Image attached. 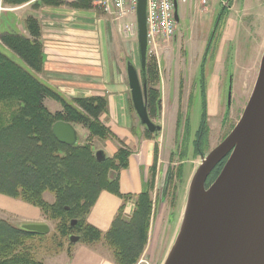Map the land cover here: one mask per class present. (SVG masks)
<instances>
[{"label": "trees", "instance_id": "1", "mask_svg": "<svg viewBox=\"0 0 264 264\" xmlns=\"http://www.w3.org/2000/svg\"><path fill=\"white\" fill-rule=\"evenodd\" d=\"M28 1L1 0L11 6ZM41 6L97 10L94 0H33L32 8ZM0 17V193L38 207L46 219L55 223L59 236L78 235L79 242L86 246L105 248L114 264H135L148 238L155 165L146 188L134 196L130 218H124L120 208L107 231L90 225L86 217L101 191L128 198L119 191L118 173L127 167L131 151L100 121V114L106 110L104 98L67 99L37 76L44 61L39 21L26 16L25 33H21L11 14L1 13ZM218 18L220 27L224 18ZM145 78L146 108L153 118L160 113L161 100L155 86L159 82L158 64L149 56ZM201 87L204 98L203 84ZM46 99L58 102L60 109L49 111ZM56 121L80 125L87 132L85 142L73 146L58 142L51 131ZM144 134L153 133L144 128ZM94 139L116 141L114 155L97 160L91 147ZM198 148L195 141L194 149ZM166 179H172L170 170ZM72 219L76 220L73 226ZM40 235L0 219V264H43L29 244Z\"/></svg>", "mask_w": 264, "mask_h": 264}, {"label": "crops", "instance_id": "2", "mask_svg": "<svg viewBox=\"0 0 264 264\" xmlns=\"http://www.w3.org/2000/svg\"><path fill=\"white\" fill-rule=\"evenodd\" d=\"M212 1L220 5V0H204L205 3L203 0H188V8L192 9L193 18L197 16V12L203 13L206 17L208 14L213 16L210 24L200 28L197 27V21L192 18L188 28L192 32H197L196 40L202 45L201 47L209 50L213 48L215 53L213 59L221 61L223 56L227 55L230 43L237 36V23L234 18L227 15L220 27L218 22L214 27L215 21H219L220 7L211 11L209 6ZM32 4L33 0H30L20 5L10 6L2 14H11L15 20L16 30L21 33H25L24 18L26 16L31 15L39 21L44 61L42 70L37 76L67 99L104 98L106 110L100 114V121L131 151L127 167L118 173L119 191L123 195H129L128 198L123 200L103 190L96 197L86 217L90 225L105 232L110 228L120 208L124 218L131 217L134 210V196L148 185L152 166L155 165L154 179L159 167L157 135L144 134V129L131 107L126 64L129 59L134 64L133 48L125 44L122 47L121 41L118 40L120 33L117 22L103 16L95 9H76L69 6L32 8ZM184 5L177 6V13L179 7L182 20L187 18V12L182 10ZM180 19L178 16L177 22ZM196 28L199 30L197 31ZM174 38L177 42L183 41V35L178 31ZM130 52L131 57L128 56ZM166 62L158 63L161 100L159 116L163 117L165 112L171 113L172 109H176L173 123L177 128L179 115H181L177 101L180 93L178 90L176 95L169 97L167 84L170 73L175 71L174 67L179 71L181 65L169 59ZM202 83L205 85L204 98L206 102H210L212 84L207 87L205 80ZM47 100L44 101L46 107ZM169 100L172 102L170 105ZM51 107L56 111L60 109V104L53 100ZM73 126L78 138L80 132H86L80 125L73 124ZM93 143L94 149L101 150L107 157H112L117 150V142L111 139H95ZM0 215L1 220L18 228L25 223H46L38 207L1 193ZM153 219L152 212L148 241L153 230ZM40 259L43 264H114L105 248L100 246L93 248L79 241L65 251L41 256Z\"/></svg>", "mask_w": 264, "mask_h": 264}, {"label": "rangeland", "instance_id": "3", "mask_svg": "<svg viewBox=\"0 0 264 264\" xmlns=\"http://www.w3.org/2000/svg\"><path fill=\"white\" fill-rule=\"evenodd\" d=\"M233 1L235 2V0ZM187 2L188 0L183 3L185 5L182 7V10L187 12V18L185 20L180 19L179 7L177 13L180 20L177 22L176 31L183 35V41L177 42L174 36L168 41L159 43L154 49H150L151 46L148 47L147 56L154 58L157 64L161 61L167 63L166 61L169 59L181 65L179 71L174 67L175 71L170 73L167 84L169 97L176 95L179 90L180 95L177 97V101L181 115H179L177 128L173 123L176 109H172L171 113L165 112L163 117L158 115L152 118L154 123L161 125V127L163 125L160 131L154 133L159 142L157 149L159 167L150 189L153 203V230L135 264L163 263L180 225L191 177L202 157L218 145L238 121L251 94L264 47V0L246 1L250 6H254L256 3L257 7L255 12L250 9L252 14L243 15L242 19L247 17V21L243 22L237 6L241 4L236 0L235 4L231 3V11L227 15L234 18L237 23V36L230 43L227 55L223 56L221 61L213 59L215 53L212 48L205 58L207 59L206 63L202 65V57L207 48L201 47L202 45L196 40L197 32H192L188 26L191 20L195 19L198 23L197 27H205V25L210 24L213 16L208 14L206 17L203 13L197 12L198 17L193 18L192 9L188 8ZM0 3L1 7L4 8L1 13L11 6L5 5L1 0ZM220 4H222L221 0ZM218 7L219 4L214 1L209 6L211 11ZM96 11L110 18L99 8ZM130 20H134L133 16ZM122 22L119 21V23ZM251 22H254L256 30L254 32L245 31L246 25ZM258 23L261 25L259 32ZM199 28L196 30L198 31ZM117 29L120 33L118 40L121 41L122 47L125 44L128 47L131 45L133 48V61L139 73L137 40L134 37H126L124 33L119 31V27ZM204 35L206 37V33ZM131 55L130 52L128 56L131 57ZM128 62L133 63L130 59ZM203 80L206 81L207 87L211 84L213 87L210 102H206L201 94V85L203 84V88L205 86L202 83ZM155 86L160 88V82L155 83ZM195 87L197 90L194 91ZM170 101L169 105L172 103ZM51 103L53 100L48 99L47 108L54 112ZM174 104L176 103L174 102ZM86 136L87 132H80L77 143L85 142ZM93 141L91 147L95 152L97 149H94ZM195 141L198 142V150L194 149ZM169 170L172 173V179L168 182L166 177ZM211 179V177L208 178V186L213 182ZM46 197L48 200L51 199L50 195H46ZM45 224L48 225L49 232L37 236L29 242L35 258L38 260L41 256L65 251L75 244H70L71 242L68 241L67 237L59 236L56 233L53 221L46 219Z\"/></svg>", "mask_w": 264, "mask_h": 264}, {"label": "water", "instance_id": "4", "mask_svg": "<svg viewBox=\"0 0 264 264\" xmlns=\"http://www.w3.org/2000/svg\"><path fill=\"white\" fill-rule=\"evenodd\" d=\"M174 7L178 21L175 0ZM145 8L146 0H137L139 73L133 63L127 62L126 74L130 101L140 124L156 133L162 127L152 121L146 108ZM51 131L62 144L77 143V131L71 123L56 121ZM103 156L101 150L95 151L97 160ZM225 156L220 172L205 188L209 173ZM202 191L207 192L205 198ZM75 223L74 219L70 221L71 226ZM21 228L49 232L45 223H25ZM68 240L77 243L79 236L70 234ZM162 264H264V47L251 94L238 121L202 157L191 177L180 225Z\"/></svg>", "mask_w": 264, "mask_h": 264}, {"label": "built area", "instance_id": "5", "mask_svg": "<svg viewBox=\"0 0 264 264\" xmlns=\"http://www.w3.org/2000/svg\"><path fill=\"white\" fill-rule=\"evenodd\" d=\"M204 1V0H203ZM176 5L186 0H175ZM94 5L112 20L117 21L119 31L136 39L137 0H94ZM0 3V13L3 11ZM147 44L154 49L161 42L173 38L176 33L174 0H146ZM133 16V21L130 18ZM119 21H123L119 23Z\"/></svg>", "mask_w": 264, "mask_h": 264}, {"label": "flooded vegetation", "instance_id": "6", "mask_svg": "<svg viewBox=\"0 0 264 264\" xmlns=\"http://www.w3.org/2000/svg\"><path fill=\"white\" fill-rule=\"evenodd\" d=\"M222 1V4H220L219 5V10H220V12H219V14H220V16H223V18L225 19L226 18V15L227 14H229L230 13V8L232 7V5H231V3L232 4H235V2H236V0H235V2L233 1V0H221ZM246 1H248V0H237V2L239 3V4H241V5H237L238 6V9H239V12H241L239 15H240V17H241V21L243 22V21H247L246 20V18L247 17H244L243 19H242V17H243V15H249V14H252V12H250V9H253L254 10V12H255V9H256V7H257V4L255 3L254 4V6H250ZM249 1H251V0H249ZM253 1H255V0H252V2ZM253 12V13H254ZM216 22H217V20H216ZM222 23L224 22V20H222L221 21ZM243 24V23H242ZM246 27H247V29L245 30V31H250V32H254L255 30H256V26L254 27V22H251L250 24L248 23L247 25H246ZM261 27V25L258 23V26H257V29H258V32H259V30L261 29L260 28ZM206 52L204 53V55H203V57H202V65H204L205 63H206V60L207 59H205V58H207V55H208V53H209V49H206L205 50ZM194 91H195V89H194ZM146 92H147V90H146ZM228 106H229V104H228ZM226 158L224 159V160H221L212 170H211V172L209 173V175H208V177H207V179H206V182H205V186H208V178L209 177H211L212 179H211V181H214V178H216V176H217V174L220 172V170H221V168H222V166H223V164H224V161H226V159H227V157L228 156H225Z\"/></svg>", "mask_w": 264, "mask_h": 264}, {"label": "bare ground", "instance_id": "7", "mask_svg": "<svg viewBox=\"0 0 264 264\" xmlns=\"http://www.w3.org/2000/svg\"><path fill=\"white\" fill-rule=\"evenodd\" d=\"M201 195H202L203 198H205V196L207 195V192L202 191Z\"/></svg>", "mask_w": 264, "mask_h": 264}]
</instances>
